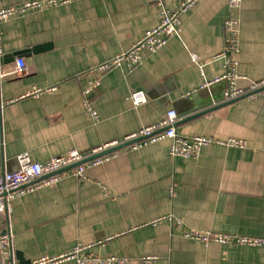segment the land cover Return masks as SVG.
I'll list each match as a JSON object with an SVG mask.
<instances>
[{
  "label": "crops",
  "instance_id": "1",
  "mask_svg": "<svg viewBox=\"0 0 264 264\" xmlns=\"http://www.w3.org/2000/svg\"><path fill=\"white\" fill-rule=\"evenodd\" d=\"M24 1L0 0V9ZM180 1L71 0L5 20L0 36V169L14 170L22 152L35 162L71 150L86 153L156 123L169 109L179 121L225 101L227 82H211L223 72L222 60L215 56L224 45L227 0H199L180 15V37H170L155 52L142 49V61L134 68L122 63L101 75L86 72L156 26L159 2L173 11ZM235 16L239 47L234 58L242 76L236 85L247 88L264 74V0H241ZM191 54L198 56L202 72ZM17 59L25 63L20 74L13 72ZM96 77L101 84L88 96L99 115L93 124L82 106V90ZM50 86H56L50 93L28 94ZM260 88L255 96L176 124L180 134L240 138L247 148L209 144L194 159L170 156L169 139L121 149L88 167L85 179L68 172L16 197L9 213L0 216V235L5 230L11 234L13 254L20 252L24 261L80 245L99 256L124 257V264H139L145 255L158 257L152 264H264V246H205L183 236L197 229L264 237V86ZM135 91L143 92L144 103L131 102ZM166 216L180 223H153Z\"/></svg>",
  "mask_w": 264,
  "mask_h": 264
},
{
  "label": "built area",
  "instance_id": "2",
  "mask_svg": "<svg viewBox=\"0 0 264 264\" xmlns=\"http://www.w3.org/2000/svg\"><path fill=\"white\" fill-rule=\"evenodd\" d=\"M71 0H27L21 4L0 9V36L1 25L10 17L21 15L27 11L39 10L45 6H57L66 4ZM199 0H181L178 7L170 11L159 2V12L161 19L153 28L146 30L142 36L127 50L106 59L98 64L91 66L86 72L97 71L100 75L126 63L128 67L134 68L142 61L141 51L147 49L149 52H155L163 47L170 37H180L182 21L180 15L183 12L193 8ZM241 0H227L228 16L223 22L224 45L222 50L215 56L222 60L223 72L220 76L215 77L211 83L225 80L227 88L223 97L230 100L242 95L255 96L257 90L264 86L263 78L258 82H251L247 88L236 85V80L242 76L237 73V61L234 55L238 52L239 47V20L235 16V10L239 7ZM191 61L199 67L202 72V64L199 62L198 56L191 54ZM25 71V63L23 59H17L13 72L20 74ZM85 72V73H86ZM84 73V74H85ZM101 84V78L96 77L87 82L86 87L82 90L83 109L87 112L93 124L98 123L99 115L89 100V94ZM56 86L47 88H32L28 94L38 96L42 93H50L54 91ZM129 99L134 105L145 102L146 98L142 91H135L130 94ZM177 113L174 109L165 112L162 118L156 123L142 126L141 128L126 134L120 139H113L102 143L89 152L81 153L71 150L63 155L53 156L43 162L32 161L27 152L16 155V168L10 171L0 169V216H6L12 206V201L21 195L38 190L41 187L53 184L63 178L68 172L71 175L85 179V170L90 166L99 165L114 157L121 149L136 150L142 146L169 139L168 153L172 157L181 156L184 158H197L201 148L209 144H219L226 147L245 149L248 147L245 140L235 137L227 139H215L209 136L192 135L187 136L177 132L176 121ZM140 140L124 146L116 151L101 155L99 157L78 164L70 169L60 171L63 168L79 162L91 155L102 152L109 148L121 145L133 139ZM264 153V144L260 147ZM56 172V173H54ZM54 173V174H52ZM51 174L45 178V175ZM170 195H174V188H170ZM169 220L175 224L180 221L172 216L157 218L153 223ZM185 238H190L201 242L203 245L210 243L233 244L239 246H264V237L249 236L234 233H221L214 231L189 230L183 233ZM11 234L5 230L0 235V254L4 264H15L16 258L11 247ZM89 246H75L67 252L53 256H41L30 261L29 264H56L63 261L74 260L76 264H124L126 258L115 255L99 256L91 252H85ZM158 257L155 255H145L139 260V264H152Z\"/></svg>",
  "mask_w": 264,
  "mask_h": 264
},
{
  "label": "water",
  "instance_id": "3",
  "mask_svg": "<svg viewBox=\"0 0 264 264\" xmlns=\"http://www.w3.org/2000/svg\"><path fill=\"white\" fill-rule=\"evenodd\" d=\"M260 89H262V88H260ZM257 91H258V90H257ZM243 96H247V94L242 95V96H239V97H236V98H233V99H230V100H225V101H223V102H221V103H219V104H217V105H215V106H211V107L206 108V109H204V110H201V111L195 112V113H193V114H190V115L187 116L186 118H183V119H181V120H179V121H176V124H177V123H180V122H183V121H185V120H188V119L194 118V117H196V116H199V115H201V114H205V113H207V112H210V111H212L213 109H215V108H217V107H219V106L229 104V103H231V102H233V101H235V100H237L238 98L243 97ZM176 124H175V126H176ZM140 139H141V138L133 139V140H130V141H128V142H125V143H123V144H121V145H118V146H115V147L109 148V149L104 150V151L99 152V153H96V154H94V155H91V156H89V157H87V158H85V159L79 161V162H76V163H74V164H71V165H69V166L63 168V169L60 170V171H64V170L70 169V168H72V167H74V166H77L78 164L84 163V162H86V161H88V160H91V159H93V158H96V157H99V156H101V155H104V154H107V153H110V152L116 151V150L121 149V148H123L124 146L129 145V144H131V143H134V142H136V141H138V140H140ZM54 173H56V172H54ZM54 173H52V174H54ZM50 175H51V174L45 175V176H43L42 178H45V177L50 176ZM4 232H5V231H4ZM4 232H3V233H4ZM14 256H15V258L18 260L19 264H29V263H30V261H24L22 255H21L20 252H18V251H15V252H14Z\"/></svg>",
  "mask_w": 264,
  "mask_h": 264
}]
</instances>
